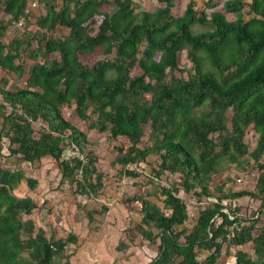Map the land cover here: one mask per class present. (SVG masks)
Masks as SVG:
<instances>
[{
    "label": "trees",
    "instance_id": "16d2710c",
    "mask_svg": "<svg viewBox=\"0 0 264 264\" xmlns=\"http://www.w3.org/2000/svg\"><path fill=\"white\" fill-rule=\"evenodd\" d=\"M29 1L0 0V13L9 15L0 20V139H8L9 158L32 165L50 157L62 183L74 181L88 197L103 195L99 146L65 118L72 107L88 130L125 138L109 162L114 178H140L144 165L152 170L147 182L174 176L158 200L148 193L127 198L141 218L117 247L137 238L157 244L146 264H219L231 247L234 264H264V0H203L200 9L190 0L178 16L179 0H157L151 11H135L133 0ZM195 24L206 29L195 31ZM65 28L67 34L55 33ZM184 48L190 68L179 67ZM56 52L59 59L51 58ZM136 65L141 74H133ZM145 126L149 143L140 146ZM249 129L258 134L251 150L243 142ZM231 162L257 168L253 189L227 187L234 180L228 176L212 185ZM23 180L30 189L38 184L22 168L0 163V264H67L66 246L77 236L47 237L24 218L37 202L15 193ZM180 191L207 200L190 229ZM241 197L258 207L243 215ZM86 215L92 221L93 212ZM248 242L252 254L240 247Z\"/></svg>",
    "mask_w": 264,
    "mask_h": 264
},
{
    "label": "rangeland",
    "instance_id": "374dc122",
    "mask_svg": "<svg viewBox=\"0 0 264 264\" xmlns=\"http://www.w3.org/2000/svg\"><path fill=\"white\" fill-rule=\"evenodd\" d=\"M135 11H151L154 7L159 5L157 0H133ZM190 0H179L178 6L173 9V14L178 16L185 9L187 2ZM224 0H221L223 2ZM29 2L34 3L35 0ZM30 5V4H29ZM35 5V3H34ZM35 15H38L36 6H32ZM197 8H203V0H196ZM220 7L213 9H205L204 11L209 15L211 10H217ZM243 12L245 18H249L251 15L247 14L248 7L245 6ZM9 17L6 13H0V20H5ZM228 19H235V14L227 13ZM19 25V24H18ZM17 25V26H18ZM13 27V26H12ZM193 30H204L205 26L193 25ZM14 29V27H13ZM19 29H16V32ZM13 30H7V38L12 35ZM55 33H61L64 35L68 33V29H58ZM158 54H156L157 56ZM178 63L179 67L190 68L192 62L187 57V50L184 48L179 51ZM51 58L59 59L58 53H53ZM98 58L95 57L94 60ZM25 63V67L30 66L27 59L22 58ZM142 70L136 65L133 74H141ZM176 75H181L179 71H174ZM2 71L0 70V77ZM27 75L23 78H19L18 82L24 84ZM16 78V77H15ZM228 117L231 116L232 111L227 110ZM65 118L70 123H75L82 130L87 131V135L90 140L95 141L99 147L98 154L100 155V161H98V167L104 173V185L99 190L103 195L96 197H88L84 194H79L74 190L75 182L70 183L60 181V173L57 172L56 162L50 157H44L40 161H35L32 165H27L25 162L15 160V155L9 158V151L7 148L8 139H0V163L15 169L17 167L22 168L25 171L27 177H33L38 181V184L34 189H30L26 186L24 180L21 181L15 193L19 196L31 195L37 202V208H35L30 215L24 216L25 219L32 218L36 227H42L47 237H66L69 233H74L77 236V240L74 243H70L66 246L65 254L70 256L67 264H96L98 260L99 264H146L156 254L157 244L152 245L147 242H143L140 239H135L127 247H117L119 240L126 239V230L129 227H134L140 221L141 215L139 213V205L135 202L128 201L127 198L132 197L135 194L146 196L149 194L153 200L159 199V192L161 188V182L170 184L174 179V176H168L164 174L159 177V183L147 182L149 180L152 170L149 165H144L142 178H128L123 177L121 180L114 178L115 168L109 163L112 161L117 151L115 146L125 141L124 137L119 140H113L109 138L107 133H99L95 130H88L87 124L83 121H79L75 117L74 109L71 107L64 111ZM1 121V120H0ZM35 124V123H34ZM40 122H36L35 128L38 135L40 132ZM1 127V124H0ZM149 132V126L144 127V136L140 146L149 143L147 141V135ZM258 134L249 129L243 136V142L248 145L251 150L257 140ZM64 156H68L64 153ZM9 158V159H8ZM156 159V157H151ZM252 163V160H249ZM226 164V163H225ZM140 166L138 170H140ZM258 175V170L254 165L247 164L244 168H239L235 163H229L224 166L222 172L213 176L212 185L219 183L227 176L234 179L233 182L229 181L227 187H231L233 190L239 189H253L255 184V178ZM146 177V178H145ZM177 179V178H175ZM147 182V183H145ZM143 183H145L143 185ZM178 195L183 202L187 204L189 211V219L185 225L190 229L196 222L198 210H200L207 200L198 202L192 192L180 191ZM128 202L127 204L124 203ZM237 204L240 205V213L243 215H249L258 207V201H252L248 197H241L238 199ZM126 205V206H125ZM106 212H102L103 208H107ZM87 211L93 212L92 221L87 218ZM241 249L252 254V243L248 242L242 246ZM225 248V246H223ZM234 247H231V254H223L219 259V264H234L235 257ZM224 252V249H223ZM145 257V260L142 258Z\"/></svg>",
    "mask_w": 264,
    "mask_h": 264
},
{
    "label": "built area",
    "instance_id": "2783aa9c",
    "mask_svg": "<svg viewBox=\"0 0 264 264\" xmlns=\"http://www.w3.org/2000/svg\"><path fill=\"white\" fill-rule=\"evenodd\" d=\"M72 147H74V145H72ZM78 156H79L80 159H82V160L84 159L82 155H78ZM154 182L155 183H159L158 178L154 177ZM160 184H161V186H165V187L168 186V183L161 182Z\"/></svg>",
    "mask_w": 264,
    "mask_h": 264
},
{
    "label": "crops",
    "instance_id": "0c3cea01",
    "mask_svg": "<svg viewBox=\"0 0 264 264\" xmlns=\"http://www.w3.org/2000/svg\"><path fill=\"white\" fill-rule=\"evenodd\" d=\"M155 253H156V251H155ZM144 260H145V257H142Z\"/></svg>",
    "mask_w": 264,
    "mask_h": 264
}]
</instances>
